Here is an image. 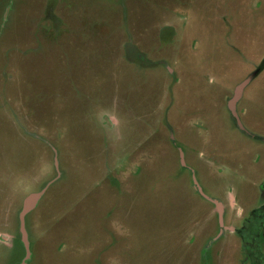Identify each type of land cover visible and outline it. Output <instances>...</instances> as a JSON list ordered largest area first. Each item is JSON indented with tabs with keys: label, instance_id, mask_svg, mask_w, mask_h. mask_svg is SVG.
<instances>
[{
	"label": "rangeland",
	"instance_id": "rangeland-1",
	"mask_svg": "<svg viewBox=\"0 0 264 264\" xmlns=\"http://www.w3.org/2000/svg\"><path fill=\"white\" fill-rule=\"evenodd\" d=\"M263 61L264 0H0V264L45 187L27 264H264V141L227 107ZM237 108L264 137V69Z\"/></svg>",
	"mask_w": 264,
	"mask_h": 264
},
{
	"label": "water",
	"instance_id": "water-1",
	"mask_svg": "<svg viewBox=\"0 0 264 264\" xmlns=\"http://www.w3.org/2000/svg\"><path fill=\"white\" fill-rule=\"evenodd\" d=\"M260 70H261L260 67H258L256 70L252 71L244 80H242L235 87L233 95L228 99L227 107H228V111L230 113V118H231L234 126L241 133H243L246 136H249L251 138L264 141V137L259 136V135L255 134V133L251 132L243 124V122L241 120V117L239 115V112H238V108H237L239 101L243 97L245 88L260 73ZM181 156H182V164H183V166H185V164L183 162V153L182 152H181ZM193 185H194V189L196 191H198L204 197H207L204 194L202 187L200 186L199 182L197 181V179L195 177L193 178ZM45 191H46V187L41 189V190H39V191H37V192H33V193L29 194L24 199L22 208H21V210L19 212V228H20V234H21V241H22V244H23V246L25 248V255H24L23 259L21 260V262L19 264H27V261L31 258L30 242H29L28 231H27V228H26V216H27V214L30 211H32L37 206V204L39 203V201L43 197ZM207 199L209 201L213 202L218 208L220 226H221V233H223V231L225 229V226L223 225V210H222V207H221V203H220L219 200H217L215 198L207 197Z\"/></svg>",
	"mask_w": 264,
	"mask_h": 264
},
{
	"label": "trees",
	"instance_id": "trees-1",
	"mask_svg": "<svg viewBox=\"0 0 264 264\" xmlns=\"http://www.w3.org/2000/svg\"><path fill=\"white\" fill-rule=\"evenodd\" d=\"M260 72L264 69V61L262 62V64L260 65ZM263 195H264V188H263ZM262 210H264V206H262ZM255 212V210L253 211V213ZM256 213V212H255ZM24 254V253H23ZM23 254H22V256L20 257V259L18 260V261H16L15 262V264L16 263H20V260L22 259V257H23Z\"/></svg>",
	"mask_w": 264,
	"mask_h": 264
},
{
	"label": "flooded vegetation",
	"instance_id": "flooded-vegetation-1",
	"mask_svg": "<svg viewBox=\"0 0 264 264\" xmlns=\"http://www.w3.org/2000/svg\"><path fill=\"white\" fill-rule=\"evenodd\" d=\"M51 8H52V6H49V9H51ZM46 12H49V11H46ZM52 17H53V18H52L53 21H57V20H55V18H58L57 16H55V15L53 14ZM58 19H59V18H58ZM59 20L61 21V19H59ZM169 29H170V27H169ZM141 57H142V56L140 55V59H141ZM136 58H138V56H136ZM263 188H264V187H263ZM235 231H237V229H236Z\"/></svg>",
	"mask_w": 264,
	"mask_h": 264
},
{
	"label": "crops",
	"instance_id": "crops-1",
	"mask_svg": "<svg viewBox=\"0 0 264 264\" xmlns=\"http://www.w3.org/2000/svg\"><path fill=\"white\" fill-rule=\"evenodd\" d=\"M163 31V30H162Z\"/></svg>",
	"mask_w": 264,
	"mask_h": 264
}]
</instances>
